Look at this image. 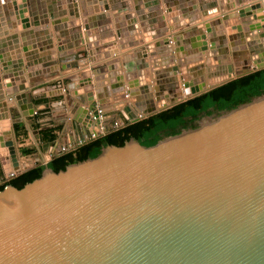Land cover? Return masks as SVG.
Instances as JSON below:
<instances>
[{"label":"water","instance_id":"water-1","mask_svg":"<svg viewBox=\"0 0 264 264\" xmlns=\"http://www.w3.org/2000/svg\"><path fill=\"white\" fill-rule=\"evenodd\" d=\"M35 17L20 24H43ZM197 49L207 50L206 43ZM234 78L201 90L196 84L193 95L173 106ZM28 87L19 85L27 99L8 97L13 106L27 104L25 116L34 113ZM146 104L138 107L148 117L163 109ZM43 168L21 189L0 192V264H264V95L153 146L131 138L65 170Z\"/></svg>","mask_w":264,"mask_h":264},{"label":"bare ground","instance_id":"bare-ground-1","mask_svg":"<svg viewBox=\"0 0 264 264\" xmlns=\"http://www.w3.org/2000/svg\"><path fill=\"white\" fill-rule=\"evenodd\" d=\"M7 1H12V0H7ZM52 1L53 2H51V0H43V1L34 0V2H32V3H35L34 4L35 13H33V14H32L31 9H30V4L27 7L28 0H17V1L14 0V2H15L13 4L14 6L12 7L11 5H9L10 10L6 13L7 15L6 14L5 15L9 19H12L11 23L13 24V26L11 25L10 21H9V25H8V26H11L12 30L10 31V33H12V34L10 35V38L6 39L7 44H5V45L3 44L4 45L3 47L7 48V50H8L7 52H9V51L11 52V55L13 56V58L16 56V53L18 52L16 59L22 60L23 57L26 56V57H29V60H27V62L25 64H22L21 62L20 63H17V62L13 63L11 61L7 63L8 60L4 61V59H2V57H0L1 58L0 63L2 66V70H5L4 67L6 66L5 72L3 71L4 72L3 77L5 79L4 82L6 83V86H7L6 93H7L8 97L15 96L17 93L16 88H14V89L11 88L12 82L14 81L16 84V81H17L15 78H13V75L11 73V70L13 68L15 70L14 71L15 76L17 78H19V76H20V78H21V77H25V73H24L25 68L22 70L20 68V66H22V65L27 66L28 65L27 67L32 66L33 69H37V68L41 67L36 62L37 61L36 58L38 56L36 54L37 52L30 51V50H32V48H35V44H36L35 43V39H36L35 31L30 30L31 27H34V26L29 24L28 27H24V24L22 23V25L20 24L21 26L18 27L16 19H21L23 21L25 18V20H28V16L32 17V15H33V16H36L35 18L38 19V23L39 22L43 23V25L42 24L39 25L40 27H45V26H48L49 24H50V26H53L54 23L59 22L61 20H64V22L67 19L69 20V18H66V19L62 18L60 20L58 19V17H59L58 15L63 14L62 11H65L64 9H66V10L68 9L71 12V19L76 18V19L80 20L81 22L79 24L78 21L77 22L75 20L70 21L72 23V25H73V23H75L74 24L75 25L74 30L72 29L70 31L66 29V28L69 29L68 24H67L68 22L63 23L60 26L63 33L62 34H61V32H60V34L56 33L58 35V36H56L57 42H58V40L61 41L60 40L61 37L66 38L67 42H70V39H72L74 41V44H72L70 42V46H72V47L69 48L67 50V52H65V53H69V52L74 51L72 49L75 45L79 44L80 42L89 41L88 39H86L84 41L83 39L81 40V38H79L80 35H82V33H84L86 35V38L88 37L90 39V41L94 42L91 39H95V44L97 45L96 51H100L101 53H102V51H104V53H102L104 55L103 58H106L108 55H111V54L114 55L115 53L117 54V53L123 52L122 50L120 51V49H125L126 46L131 47L132 45L137 46L138 43L140 44L139 40L137 41V38H135V35H131V37H130L129 33L133 34L135 32V30L137 32V30H138L137 24H139V23H140L139 25L144 26L142 23L144 19L147 20V22L149 23L147 26L150 27L148 32L146 33V35H148L151 32L150 36H153V38H155L156 40H158L159 36L163 37L161 40L159 39V41H157V43H160L157 45L158 46L157 48L164 46V50L168 49V51H170V52L174 51L175 48L173 49V47H171L172 44H174V42L169 41V38H167L169 36V33L167 32L166 22H164L166 16L161 11L164 8L167 11V12L166 11L165 12H166V14H168V19L171 20L172 22H174V24L172 26H174V25H175V27L176 26L180 27L182 25L184 26L185 24L187 25V22L190 20H191L190 23H194L195 25H197L196 22L193 21V19L189 20L190 16L193 17L194 9H190L191 7L185 8V5H183L182 9L181 8L178 9L180 12L179 13L180 15H178L177 13H175V11H172V8L179 7L178 4L174 5V7H166V6H162L161 3H158V1H160V0H151L150 2H146L149 0H136V8L131 7V1L130 0H104V2H103V0H85V1L84 0H81V1L80 0H52ZM163 1H165V0H163ZM251 2H252V4H249L248 6H246L242 10H238L236 8L230 9V11L237 12L239 17H241L240 12L244 11V15H243L244 19L242 20L241 24H238L235 27L230 26V27L226 28V26H225L224 30H222V29H215V27H213V26L217 25L218 22L215 23V25H213V24L211 25L210 22L205 23V27L210 26L209 30H211V31L206 34V39H204V40L202 39V44H203V42L206 43L207 50H205V51L200 50V52H201V56L207 55L208 59H210V57H211V59L214 63H212V62L209 63L208 59H207L208 62H206V63H204L205 61L203 62L201 60L200 61L196 60L195 62L198 63V67H193L192 65L189 66V72H190L189 75L191 76L190 77L191 80L194 81L193 84H197V85L202 86V88H200L199 90L206 89V88L210 87L211 85L219 83V82L226 80L230 77L234 78V76H235L234 74L237 75V73L249 71V70L258 68L259 65H264V4L262 3V0H251ZM79 3L82 5V8H81L82 12L85 11V9H88V8H85L87 6V3H88L89 8L90 7H93L92 9L96 8L99 15L96 17L91 16L90 18H88L89 20H87V21H89V22L87 23L86 19L82 18V12H80L78 7H77L80 5ZM93 4H95V5H93ZM48 5L50 7H48ZM0 8H3V7H0ZM2 10H0L1 13H2ZM49 10H52L53 14H51L49 12ZM257 10H260L261 12L259 14H257L256 13ZM254 11H256V12H254ZM16 12L18 13V15H16ZM49 13L51 14L50 18H52L51 23H49V21L45 19V17L48 16ZM146 13H147V15H146ZM254 13H256V14H254ZM123 14L126 15L127 21H124V19L123 20L120 19V17L122 18ZM174 15H176V16H174ZM225 16L226 15H224L223 18H224V20H227ZM227 16H229V15L227 14ZM138 17H139V19H138ZM245 17H248V18H245ZM135 18H137L140 22H137ZM97 20H100V22H97ZM84 21H86V22H84ZM118 21H119V23H118ZM183 21H184V23H183ZM3 23L4 24H2V26L0 25V31L4 30L3 31V33H4V32H6V29H9V27L7 26L8 21L4 20ZM93 23H95L96 26H93ZM242 24L246 25L244 27L250 26L251 24L255 25L254 26L255 31H252V29H250L253 25L249 29H245ZM39 26H36V27L39 28ZM189 26H192V24H189ZM237 27H240L241 31H239L237 29ZM18 28L22 32L20 34L14 33L18 30ZM195 28H198V27H195ZM228 28H231V29L236 28V29H234L232 31H231V29L228 30V35H227L226 29H228ZM64 29L67 32H65ZM101 29H104V30L101 31ZM83 30H84V32H83ZM246 30H249V31H246ZM55 32H56V30H55ZM93 33H96V35L98 34L99 39L97 37H95L94 35H92ZM199 33H200L199 36H201V37L205 36L203 33H201V30L199 31ZM234 33L236 34V36ZM23 34H26L24 38H22ZM75 34H78V35L75 37ZM90 34H91V37H90ZM127 34H128V36H127ZM232 34H234V35H232ZM15 35H17V37ZM70 35L71 36L73 35L72 38H70ZM19 36H20V38H19ZM24 39H27V41H28V39L31 40L30 45L26 46L27 47L26 51L24 50V45H23ZM117 39L119 41H115ZM51 40H49V39L45 40V42H43V43L41 41H39L41 44V47L43 49L46 46H48L46 49L50 48L51 43H52ZM27 41H26V43H27ZM16 42H17V46L15 44ZM161 42H163V43H161ZM211 42L214 43L215 46H217L214 54L212 52L213 49H211L212 48ZM114 43L117 44V46H115ZM143 43H145V42H143ZM118 44H119V46H118ZM59 45L60 46H58V47H60L61 52L65 51V49L68 48L67 46H62V45H65L62 42L59 43ZM101 45H102V47H100ZM153 47H155V46H153ZM153 47H151V48H153ZM138 48H139V50L137 52V58H138L137 59V64H138L137 68H139V70L135 69L133 72L134 76H136V78H138V79H136V80L130 79L129 81H132V80L133 81H132V83H128V85H129L128 87L125 85L126 82L125 83H119V86L113 87V88L117 89V90L114 89L115 92L118 90H123V88L127 87L126 89L128 92H124L125 98H124L123 103L128 102L131 104V106L133 105L134 107H136L135 106L136 101L139 98H143L145 103L151 105V107L156 108L158 110L162 106H166V102L164 100L165 99L167 100L168 96L171 97L173 101H175V100L180 101V100H183V99L193 95L194 90H197L199 88L197 86L190 88L189 85H191V83H188L186 80H184L185 83L181 84L180 82L182 80L179 81L180 74L178 73L176 75V73L178 71H176V72L173 71L174 66L176 67V65H172V64H174V63L176 64V63H179L181 61V57H179L177 55L179 53H175L176 56L173 55L174 57L171 58V61H169L168 63H165L164 65H166V66H162L164 68L161 69L162 67L157 66V65H154L153 67H151L152 65L150 66L149 63H148V66H146L145 65L147 63L146 57H148V53L145 56L144 53H145L146 49H144L143 46L138 47ZM75 49H77V48H75ZM110 50L112 52H110ZM189 50H190V52L194 51L193 48L189 49ZM22 51H23V53H22ZM26 52H27V54H26ZM52 56H54L53 58H55V60H56V56L55 55H52ZM92 56H95V55H92ZM129 57L130 56L126 57V59L129 60ZM175 57H176V59H175ZM42 58H44V56H42ZM110 58H112V57H107L106 61ZM232 59L234 60L233 63L236 65V67H233L232 70H229V66H230L229 63H230V60L232 61ZM143 61H145V63ZM43 62H44L43 63L44 67L50 66V64L54 63L53 61L51 62L50 60L49 61L43 60ZM199 62H200V64H199ZM40 63H42V62H40ZM110 63H112V62H109V64ZM116 63L118 64V63H120V61L119 62L116 61ZM142 63H144L143 64L144 65V71H147L149 69V70H151V73L154 71L156 73L160 72L161 74H158V75H161L162 78L167 77L168 81L174 82L171 85H169L170 89L167 86V89H168L167 94L161 95L163 97L162 99H164V100L158 99V101H157L156 99H150L149 95H151V94L147 93L146 90H144L145 85L141 82V80H142L141 77H144V76H141V74L143 73V71L141 69ZM35 65H37V66H35ZM55 66H57V63ZM120 66H121V64L118 65V67H120ZM103 67H105V66H103ZM109 67H110V69L114 68V66L111 64ZM49 68L50 67H48V69ZM44 69H46V68H44ZM94 69H96V68H94ZM202 72H204L206 74H204V73L201 74ZM93 74L96 75L94 72H93ZM87 75L90 76L91 74L88 72ZM181 77L182 76H180V78ZM185 78H187V76ZM119 80L120 79H117V81H119ZM121 82H122V79H121ZM164 82H166V80ZM25 83L26 82H24L23 84H25ZM131 84H134V85L139 84L142 86H140L138 89H136L135 86L131 87L132 86ZM188 86H189V88H188ZM139 89L141 90V94L139 92ZM13 92H15L14 95H12ZM138 94H140V97L138 96ZM4 98H6V97L4 96ZM135 98H136V100H135ZM159 98H160V96H159ZM158 103H159V105H158ZM7 106H9V104H7ZM7 106L4 104L0 105V143H2V145H0V154H2L4 156L5 155L8 156L9 150L12 151L11 146L8 145L9 134L11 136V139L13 140V133H12L11 126L6 122L7 121L6 115L8 114V113H6L7 112L6 110L8 109ZM10 106H12V105L10 104ZM127 110H129V108ZM131 111H132V109H131ZM131 111H129V112H131ZM136 113L137 112H135V113L131 112V116L128 115L129 119L133 118L132 122L136 121L138 118ZM83 115L88 117L89 121L91 119H93L91 114L88 112H86V113L84 112ZM2 116L5 117V119H3ZM1 118L3 120H1ZM13 145H14V149L16 150L14 140H13ZM13 154H16V158L13 156H12V158L15 159V161L17 159L20 162L18 155H17V152L15 151ZM15 161H14L13 167H15V170L17 171L21 165L18 161L17 162H15ZM6 167L9 169V165H7ZM14 172H12L11 174H14Z\"/></svg>","mask_w":264,"mask_h":264},{"label":"rangeland","instance_id":"rangeland-1","mask_svg":"<svg viewBox=\"0 0 264 264\" xmlns=\"http://www.w3.org/2000/svg\"><path fill=\"white\" fill-rule=\"evenodd\" d=\"M130 1H131V7L134 8V6H136V0H130ZM4 4L8 6V4H6V1L4 2ZM230 9L231 7L228 8V10ZM161 11L166 16L165 22L167 25V31L170 36V37L168 36L167 38H169V41L174 42L172 46L170 45L171 47H173V49L175 48V51H172V56H173V53H176V52L179 53L178 54L179 56L181 57L183 56L182 57L183 59H181L180 61L181 63L179 62L176 64L175 63L172 64L178 67V72L176 73V75L179 73L180 76H182L181 78L179 76V81L182 80L180 82L181 84L185 83L184 80H186L188 83H191V85L189 86L190 88H192L196 86V84H193L194 81H192L190 78L191 76L189 75L190 73L189 66L192 65L193 67H198V63L195 62L196 60L198 61L201 60L203 62L205 61L204 63L208 62L209 60V63L210 62L214 63L210 56H209L210 59L207 58V55L201 56V52L197 49L202 45V39H198L200 38L199 31L201 30V33L207 34L206 32L207 28H205L206 30L204 31L202 30L203 28L200 29L201 26H198V24L195 25L194 23H189L188 21V25H187L188 27H186L185 30L179 31L175 29V30L170 31L169 27H171L174 24V22L168 19V14H166L167 11L165 10V8L162 9ZM213 13L214 12L211 11V15ZM205 15L207 16L208 14L206 13ZM3 16L4 15H2V18ZM124 18L125 17H122L120 19L123 20ZM135 19L137 22H140L138 20L139 17L138 19L137 18ZM190 19H193L194 22L198 21V19L195 17L194 14H193V17L191 16L189 17V20ZM20 20L21 19H16L18 27L22 25V23L20 25V22L22 21ZM6 21H10L11 23L12 19H9L6 16ZM124 21H126V19ZM2 22L3 21L0 20V23ZM65 22L66 23L68 22L67 23L68 26H73L70 20L67 19ZM65 22L64 20H61L59 22L54 23L52 27L56 30L57 26H59L60 24L62 25ZM80 22L81 21L79 20V23ZM142 23L144 26L139 25L140 23L137 24L138 29L140 30L137 31L136 38H137V41L139 40L140 42V44L138 43L137 46L138 47L143 46L144 49H146L144 55L146 56V54L148 53V57H146L147 63L145 65L148 66V63H149L150 66L152 65L151 67H153L154 65H157L160 67L166 66L164 64L171 61V58H172L171 52L168 51V49L164 50V46L157 48L158 47L157 45L160 44V43H157V41H159V39L161 40L163 37L159 36L158 40H156L155 38H153V36H150L151 32L148 35H146L150 27L147 26L148 24L146 23L148 22L146 19H144ZM189 24H192V26H189ZM8 25L9 24H7V26ZM11 25L13 26L12 23ZM93 26H96V24L94 23ZM172 27L176 28L177 26L175 27L174 25ZM193 27H199V28H193ZM10 29H11V26L9 29H6V32H4V34L2 35L4 36L5 44L7 43L6 39L10 38V35L12 34L10 33V31L8 33V30ZM59 31L60 32L62 31L61 27L59 28ZM21 32L22 31L19 30L18 28V30L14 33L20 34ZM90 37H91V34H90ZM79 38H81V40L82 39L86 40V35L84 37V33H82V35H80ZM91 40L95 41V39H91ZM51 42H52L51 47L48 49H43V50L47 52H52L53 55L57 56L56 57L57 65L60 66V68H58L55 71L57 77L54 75V73H51L48 77L37 78L38 75H42V73H38V71H40L42 68L43 69L41 71L45 72L47 71L46 69H48V67L52 68L55 66V65L50 64V66L44 67L43 60L45 61L47 60L42 58V56H39V58L37 59L38 61L42 62V63L39 62L40 64L38 63L41 67L37 69H33V67L31 66V67H27L26 69L27 70V74H25L26 76L32 72L34 73V75L36 74L33 77L28 76L29 78H33V79H31V81L29 82L30 83L29 87L25 89L26 91L31 93L30 95H31V101L34 106V113L32 115L25 116L23 114L24 112L20 113L18 110L15 109L16 105L10 106L9 104V106L7 107L8 114L6 115V119H7L6 122L11 126L12 133H13V140H14V144L16 147L15 151L17 152L20 162L17 159L15 161V159L12 158V156L16 158V154H13L12 151L9 152L8 156L6 155L4 156L0 154V186L6 187L8 186L7 184H9V182L14 177L16 178L19 175L24 174L34 168L44 167V165L49 164V162L55 159L56 157L65 155L70 152H75L83 145L91 142L92 140H95V139H90V137L88 139L85 138V135L87 134L88 130H91L94 128L96 129L98 127L96 126V124L93 123L92 119H91L92 121L91 120L88 121L90 123L87 124L86 121L88 117L83 115L84 112L89 113L90 111H92V109L101 107L106 113L108 127L111 124H113L116 120H119V119L124 120L125 123L132 122L133 120V118L130 120L126 119V117L128 118V115L131 116V113L127 110V107H130L131 104L128 103L127 101H126L127 103H123L124 98H125L124 92H128L126 89L129 86L128 83H132L133 81V80L129 81L130 79H134V80L138 79L136 78V76H134L133 72L135 69L139 70V68H137L138 67L137 62L134 61V59H132L133 57L131 58V56L128 55L127 52H125L128 46H126L125 49H121L123 52H125L123 53L124 57L120 58L121 57L120 56L119 59H116L115 62L111 63V65H114V68L110 69L109 67L110 64H108L107 62L99 63L94 66V68H97V69L101 68L102 66H105L104 70L102 69L103 73L106 74V75L103 74L104 76V80H103V78L99 76L100 75L99 72L96 74L97 76L93 74V70H97V69H94L92 67L91 68L92 70H90L87 67L89 63L87 56L91 55L90 50L92 48H95L96 46L90 47L87 42H84L83 45L77 44L72 49L74 51L71 50L72 52H69V53H65L67 51L61 52L60 47H58V51L53 52L52 50H54V48H52V46H54L53 44L55 43H53L54 42L53 40H51ZM153 46H155L156 48ZM100 47H102V45ZM193 47H194L193 52L187 51ZM179 48H182V49L179 51ZM36 50H37V47L35 46V48H32V50L30 51L36 52ZM128 56H130L129 60L126 59V57ZM184 56L186 58H184ZM49 60L51 61L52 58ZM116 61L121 62L120 67L117 66ZM143 62L145 63V61ZM144 63H142L143 67H141L143 71L141 76H144V77H141L142 79L141 82L145 85L144 90H146L147 93L151 94L149 95L150 99H156L157 101L158 99L164 100L162 99L163 97L161 95L167 94V91H168L167 86L170 89L169 85H171L174 82L168 81L167 77L162 78L161 75H158V74H161L160 72L156 73L154 71L151 73V70L149 69L147 71H144V65H143ZM230 65H232V63H230ZM176 67L174 66V68ZM163 68L164 67H162L161 69ZM88 72L91 74L90 76L87 75ZM24 73H25V70H24ZM203 73L204 72H202L201 74ZM185 75L187 76V78H185L186 77ZM234 75H235L234 77H236V74ZM23 79L26 80V78H23ZM117 79H120V80L117 81ZM121 79H122V82H121ZM164 79L166 80V82H164L165 81ZM46 81L48 82L45 83V85L35 86V83L37 82L44 83ZM119 83H125L127 87L123 88V90H118L115 92L113 88H111L110 85L116 84V86H119ZM131 85H132L131 87L135 86L136 89L142 86L139 84H136V85L131 84ZM45 86H48L51 91L48 97L45 95V92L42 90L43 87ZM139 92L141 94L140 89H139ZM14 93L15 92H13L12 95H14ZM25 95H26V92H25ZM138 96L140 97V95ZM142 100L143 99L139 98L137 101H142ZM11 101H12V98H11ZM164 101L166 102L167 107L164 108V106H162L161 107L163 108L162 111H165V110H168L174 107L173 104L176 103V100L173 101L172 98L169 96L167 97V100L165 99ZM1 104L2 103L0 102V105ZM135 106L136 107L133 106V108H131L132 109L131 112L132 113L137 112L136 114H138L140 112V108L137 105ZM23 110L24 109H22V111ZM144 113H147V110H144ZM3 119H5V117H3ZM3 119L1 118V120ZM108 130H112V127H109ZM113 131L114 130L110 131L109 133ZM0 145H2V143H0ZM12 159L15 162L18 161L21 165L17 171L15 170V167H13L14 161ZM5 164L6 166L9 165V169L5 167ZM12 172H14L15 176H11Z\"/></svg>","mask_w":264,"mask_h":264},{"label":"trees","instance_id":"trees-1","mask_svg":"<svg viewBox=\"0 0 264 264\" xmlns=\"http://www.w3.org/2000/svg\"><path fill=\"white\" fill-rule=\"evenodd\" d=\"M262 95H264V69L236 78L168 110L92 140L75 152L56 157L49 162L48 167L55 172L65 170L70 164L96 158L107 145L123 146L131 138L137 139L144 146H153L166 137L198 127L204 117L233 110ZM43 172V167L34 168L13 178L7 185L21 189L40 178ZM4 188L5 186H0V192Z\"/></svg>","mask_w":264,"mask_h":264},{"label":"crops","instance_id":"crops-1","mask_svg":"<svg viewBox=\"0 0 264 264\" xmlns=\"http://www.w3.org/2000/svg\"><path fill=\"white\" fill-rule=\"evenodd\" d=\"M6 1V4H8V6H6L5 4H4V2ZM17 1V0H16ZM41 1H43V0H41ZM81 1V0H80ZM85 1V0H84ZM151 0H149V1H146V2H150ZM0 7H3V8H0V10H2V13L0 12V20L2 21L3 20V22H4V20H6V13L10 10L9 9V5H11L12 7L14 6L13 4L15 3L14 2V0H12V1H7V0H0ZM51 2H53L52 0H51ZM103 2H104V0H103ZM171 2V1H170ZM253 2V1H252ZM252 2H251V0H177L176 2H174V4H185V8L186 7H191L190 9H194V12H193V14L195 15V17L198 19V21L196 22V24H198V26H201V29L202 30H206L205 28V23H207V22H210L211 23V25L213 24V25H215V23H217L218 22V24L217 25H215V26H213V27H215V29H222V30H224V27L226 26V28L227 27H230V26H232V27H235L236 25H238V24H241V22H242V20L244 19L243 17H239V15H238V13L237 12H235V11H230V10H228V8L229 7H231V8H236V9H238V10H242V9H244L246 6H248L249 4H252ZM145 3V2H144ZM158 3H161V5L162 6H166L165 5V1H163V0H160V1H158ZM80 4V3H79ZM67 5V4H66ZM93 5H95V4H93ZM92 5V6H93ZM5 6V7H4ZM180 6V5H179ZM48 7H50L49 5H48ZM78 7V9H79V11L80 12H82V5L80 4L79 6H77ZM166 7H168V6H166ZM85 8H88V9H85V11H83L82 12V18L83 19H86V21L87 20H89L88 18H90L91 16L93 17V16H98L99 15V13L97 12V9L95 8V9H92L93 7H90L89 8V6H88V3H87V6L85 7ZM134 8H136V6H134ZM132 9V8H131ZM176 9V10H175ZM179 7H177V8H172V11H175V13H177L178 15H180L179 13ZM233 9V10H234ZM7 10V11H6ZM65 11H62V13L63 14H60V15H58L59 17H58V19L60 20V19H62V18H64V19H66V18H69V20L70 21H72V20H75L76 22L78 21L79 22V20L78 19H76V18H73V19H71V12L67 9H64ZM134 10V9H133ZM14 11V10H13ZM211 11H213L214 13L211 15ZM20 12V11H19ZM49 12L51 13V14H53V11L52 10H49ZM254 12H256V11H254ZM261 11L260 10H257V14H259ZM48 14V16H46L45 17V19L46 20H48L49 21V23H51V21H52V18H50V16H51V14ZM208 14L207 16L205 15V14ZM256 13H254V14H256ZM6 14V15H5ZM210 14V15H209ZM227 14L229 15V16H227ZM1 15H4L3 16V18H2V16ZM16 15H18V13L16 12ZM62 15V16H61ZM224 15H226L225 17H226V19L227 20H224V18H223V16ZM232 16V17H231ZM122 17H125L126 18V15H122ZM249 17V16H248ZM248 17H245V18H248ZM121 18V17H120ZM125 18H124V20H125ZM229 18V19H228ZM95 20V19H94ZM86 21H84V22H86ZM96 21V20H95ZM126 21H127V18H126ZM0 23V25L2 26V24H4V23ZM89 21H87V23H88ZM97 22H100V20H97ZM165 22V21H164ZM199 22V23H198ZM119 23V22H118ZM183 23H184V21H183ZM189 23H190V21H189ZM8 24H9V21H8ZM75 23H73V26H68L69 27V29L68 28H66L67 30H74V25ZM78 24V23H77ZM80 24V23H79ZM94 24V23H93ZM146 24H149V23H146ZM43 25V24H42ZM186 25V24H185ZM180 26V28H178V27H176V28H173V27H169V30L171 31V30H175V29H177V30H185L186 29V27H188L187 25H188V22H187V25L186 26ZM243 25V27L244 26H246L245 24H242ZM253 24H251L250 26H247V27H244L245 29H249L251 26H252ZM255 25H253L250 29H252V31H255V27H254ZM9 28H10V26H9ZM192 28V27H191ZM193 28H195V27H193ZM199 28V27H198ZM94 29V28H93ZM144 29V28H143ZM231 28H228V29H226V33H227V35H228V30H230ZM2 30V29H1ZM30 30H33V31H35V37H36V39H35V46L37 47V50H36V52L37 51H39V52H37L36 54L38 55L37 56V58L36 59H38L39 58V56H44V59H47V61H49V59H51L52 58V60H53V62H57V59L55 60V58H53V54H52V52H47V51H44L43 50V48L41 47V44H40V42L39 41H41L42 43L43 42H45V40H53L54 42L53 43H55V44H53L54 46H52V48H54V50H52L53 52L54 51H58V46H59V43H63V44H65V45H62V46H67L68 48H66L65 49V51H67L69 48H71L72 46H70V42L72 43V44H74V41L72 40V39H70V42H67V39L66 38H64V37H61V41H59L58 40V42H57V40H56V38H55V36H58L57 34V32H55V29L52 27V26H50V24L48 25V26H45V27H40L39 26V28L38 27H31V29ZM102 30H104V29H101V31ZM140 29H138L137 31H139ZM232 30H234V29H231V31ZM3 31L4 30H2L1 32H0V57H2V59H4V61H7V63L8 62H13V63H15V62H17V63H22V64H25L26 62H27V60H29V57H26V56H24L23 57V59L22 60H20V59H16V56L18 55V52L16 53V56L13 58V56L11 55V52L9 51V52H7L8 50H7V48L6 47H3L4 45H5V42L3 41V40H5L4 39V36H1V35H3L4 33H3ZM64 31H65V29H64ZM246 31H249V30H246ZM62 32V31H61ZM65 32H67V31H65ZM83 32H84V30H83ZM135 32H136V30H135ZM168 32V31H167ZM3 33V34H2ZM47 33V34H46ZM57 33V34H56ZM63 33V32H62ZM61 33V34H62ZM137 33V32H136ZM136 33H134V35H135V38L137 37V34ZM222 34V33H221ZM235 34V33H234ZM234 34H232V35H234ZM78 34H75V37L77 36ZM92 35H94L95 37H97L98 38V34L96 35V33H93ZM129 35H130V37H131V35H133V34H130L129 33ZM226 35V36H227ZM17 36V35H16ZM73 36V35H72ZM72 36L70 35V38H72ZM127 36H128V34H127ZM235 36H236V34H235ZM84 37H85V34H84ZM238 37V36H237ZM58 38V37H57ZM69 39V38H68ZM86 39H88L89 41H85V39H84V41L85 42H87L88 43V45L90 46V47H92V46H97L96 44H93V43H95V41L94 42H91L90 41V39L87 37ZM99 39V38H98ZM115 41H119L118 39L117 40H115ZM38 42V43H37ZM57 42V43H56ZM83 43L84 42H80L79 44H81V45H83ZM147 43H149V42H147ZM240 43V42H239ZM4 44V45H3ZM114 45L115 46H117V44H115L114 43ZM250 45V44H249ZM50 46V45H49ZM76 46V45H75ZM74 46V47H75ZM118 46H119V44H118ZM242 46V45H241ZM48 46H46L44 49H46ZM96 48L97 47H95V48H92L91 50H95V52H96ZM21 49V48H20ZM106 49V48H105ZM247 49V48H246ZM2 50V51H1ZM99 50V49H98ZM104 50V49H103ZM135 52H134V51ZM138 46H136V45H133L132 47H128L127 48V50L125 51V52H127L128 53V55H130L131 56V58L132 59H134V61H136L137 62V52H138ZM120 51H121V49H120ZM130 51V52H129ZM174 51H175V49H174ZM110 52H112L111 50H110ZM125 52H120V53H115L113 56H112V54L111 55H108L107 57H112V58H110V59H108L107 61H106V58H103V54L102 53H104V51H102V53L100 52V51H97L94 55L95 56H92V55H90V56H87L88 57V68L90 69V70H92L91 68L93 67L94 68V66L95 65H97V64H99V63H103V62H107L108 64H109V62H115V60L116 59H118L120 56H121V58L123 57V53H125ZM9 53V54H8ZM22 53H23V51H22ZM25 53V52H24ZM106 53V52H105ZM177 53V52H176ZM173 55H175L176 56V54L175 53H173ZM178 55V54H177ZM5 56V57H4ZM7 56V57H6ZM56 56V55H55ZM119 56V57H118ZM126 56V55H125ZM171 56H172V51H171ZM179 56V55H178ZM11 57V58H10ZM20 57V56H19ZM57 57V56H56ZM92 57H94V58H96V59H98V62H97V60L94 62L93 60H92ZM172 57H174V56H172ZM103 58V59H102ZM130 58V57H129ZM184 58H186L185 56H184ZM10 59V60H9ZM175 59H176V57H175ZM174 59V60H175ZM181 59H183V58H181ZM0 60H1V58H0ZM13 60V61H12ZM51 60V61H52ZM109 61V62H108ZM233 59H232V61L230 60V63H232L233 64ZM37 63H39V62H41V61H36ZM118 62V61H117ZM147 62V61H146ZM229 63V64H230ZM40 64V63H39ZM111 64V63H110ZM119 64H121V62L120 63H118L117 64V66L119 65ZM114 66V65H113ZM143 67V66H142ZM20 68L23 70L24 68H25V74H27V66L26 65H22V66H20ZM58 68H60V66L59 65H57L56 67L54 66V67H52V68H49V69H47V71H45V72H42L41 70V72L40 71H38V73H42V75H38L37 76V78H39V77H48L51 73H54V75L57 77V75H56V73H55V71L58 69ZM102 69L104 70V67L102 66ZM99 70V72H100V75L99 76H101V78H103L104 79V76H103V74H105V73H102L103 72V70ZM4 70H2V66H1V63H0V102L2 103V104H4V105H6L7 106V104L10 102L9 101V99L7 98L8 96H7V94H6V91H7V86H6V83L4 82L5 81V79H4V77H3V72ZM14 68L11 70V73H12V75H13V78H15L17 81H16V84H15V82L13 81L12 82V85H11V88H16L17 89V93H16V95H19V97H20V100L22 101V100H25V99H27V97L25 96V92H21L20 90H19V85H21V84H23L24 82H26V84H30L29 82L31 81V79H33V78H29L28 76H30V77H32L33 75H34V73L32 72V73H30V74H28L27 76L25 75V77H21L20 78V76H19V78H17L16 76H15V74H14ZM94 71V70H93ZM106 75V74H105ZM27 77V78H26ZM23 78H26V80H24ZM19 80V81H18ZM22 80V81H21ZM48 81H46V82H44V83H35V86H40V85H45V83H47ZM18 83V84H17ZM109 84V83H108ZM16 85V86H15ZM111 86V88H113L114 86H116V84H114V85H110ZM117 90L116 88H113V90ZM4 90V91H3ZM44 92H45V95L48 97L49 96V93L51 92L50 91V88L48 87V86H45V87H43V89H42ZM39 91H40V89H39ZM5 92V93H4ZM3 93V94H2ZM20 93V94H19ZM27 94V93H26ZM138 95H140V94H138ZM4 96L6 97L5 99H4ZM45 96V97H46ZM1 98H3L2 100H1ZM141 99H143V98H141ZM15 101V100H14ZM142 102V104L143 103H145L144 102V99L142 100V101H137V103H136V105H138V104H140ZM15 105H16V107H15V109L16 110H18L20 113L22 112V109H24L23 110V112L25 111H28L29 109H26L27 108V104H23V105H19L18 104V102L17 101H15ZM146 105H148V104H146ZM8 107V106H7ZM129 108V110L128 111H131V108H133V105L132 106H130V107H127V109ZM7 111V110H6ZM22 112V113H23ZM4 113V112H3ZM7 113V112H6ZM131 113V112H130ZM86 119V118H85ZM93 120V119H92ZM91 120V121H92ZM89 121V118H87V121L86 122H88ZM95 122V121H94ZM90 122H88L87 124H89ZM9 152H10V150H9ZM5 167H6V165H5Z\"/></svg>","mask_w":264,"mask_h":264},{"label":"built area","instance_id":"built-area-1","mask_svg":"<svg viewBox=\"0 0 264 264\" xmlns=\"http://www.w3.org/2000/svg\"><path fill=\"white\" fill-rule=\"evenodd\" d=\"M262 3L264 4V0H262ZM93 118V123L96 124L97 130H88L87 134L85 135V138L90 139H97L99 137H102L106 134H108L112 130H118L120 128H123L127 126L128 124H132V122H127L125 123L124 120L119 119L116 120L113 124H111L109 127H112V130H108L107 126V119H106V113L101 107H97L92 109V111L89 112ZM138 118L137 121L143 120L148 117L147 113H144V110H140V112L137 114ZM127 120H130L129 118L126 117ZM95 121V122H94ZM108 130V131H107ZM11 176H15V174H12ZM15 178V177H14Z\"/></svg>","mask_w":264,"mask_h":264},{"label":"flooded vegetation","instance_id":"flooded-vegetation-1","mask_svg":"<svg viewBox=\"0 0 264 264\" xmlns=\"http://www.w3.org/2000/svg\"><path fill=\"white\" fill-rule=\"evenodd\" d=\"M88 123V122H87Z\"/></svg>","mask_w":264,"mask_h":264}]
</instances>
